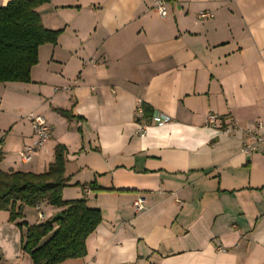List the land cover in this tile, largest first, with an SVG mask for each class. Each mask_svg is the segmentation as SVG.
I'll return each instance as SVG.
<instances>
[{
	"label": "crops",
	"instance_id": "obj_1",
	"mask_svg": "<svg viewBox=\"0 0 264 264\" xmlns=\"http://www.w3.org/2000/svg\"><path fill=\"white\" fill-rule=\"evenodd\" d=\"M159 1L37 8L47 29L62 32L40 47L31 82L0 83V168L45 172L66 146L63 198L86 199L103 219L86 255L59 264H264V155H245V134L223 131L264 124V0H167L165 17ZM141 102L172 121L141 136ZM31 113L46 117L51 137L25 163ZM60 210L25 206L24 220ZM19 221L0 211V264H33Z\"/></svg>",
	"mask_w": 264,
	"mask_h": 264
},
{
	"label": "trees",
	"instance_id": "obj_2",
	"mask_svg": "<svg viewBox=\"0 0 264 264\" xmlns=\"http://www.w3.org/2000/svg\"><path fill=\"white\" fill-rule=\"evenodd\" d=\"M50 0H11L0 6V83L31 82V70L39 61V49L46 43H57L62 30L47 29L37 10ZM150 116L153 110L143 103ZM67 118L71 110L56 109ZM67 148L58 144L55 160L45 172H6L0 168V211H10V220L22 231V250L33 264H59L67 259L80 258L87 253V238L102 222V213L92 208L86 199L65 200L63 189ZM3 154L0 153V163ZM46 202L60 208L39 224L24 220V207H39Z\"/></svg>",
	"mask_w": 264,
	"mask_h": 264
},
{
	"label": "built area",
	"instance_id": "obj_3",
	"mask_svg": "<svg viewBox=\"0 0 264 264\" xmlns=\"http://www.w3.org/2000/svg\"><path fill=\"white\" fill-rule=\"evenodd\" d=\"M158 14L162 17L167 16V0H160L157 6ZM214 14L207 11H202L199 13V18H211ZM137 119L141 126L140 135L145 136L147 127L151 124L164 125L172 121L170 116L164 114H152L147 116L143 103L137 107L136 110ZM28 121L31 123L34 133V138L31 144L25 146V148L20 152V158L23 162H30L33 154L37 152L50 138L51 136V126L49 125L46 117L40 113H31L27 116ZM221 117L218 114L211 113L208 116V124L210 126H217ZM264 124L262 121H258L254 127H244L237 122L226 123L223 131L227 133L240 132L245 134L248 138L241 147V152L247 156H251L256 153L264 155V133L261 132ZM134 207L136 211H143L146 208V200L144 197L138 198L134 202ZM42 216V214H40ZM223 250V249H222Z\"/></svg>",
	"mask_w": 264,
	"mask_h": 264
},
{
	"label": "rangeland",
	"instance_id": "obj_4",
	"mask_svg": "<svg viewBox=\"0 0 264 264\" xmlns=\"http://www.w3.org/2000/svg\"><path fill=\"white\" fill-rule=\"evenodd\" d=\"M17 113L19 114V116L26 118V115H27V114L25 113L24 110H23V111L21 110V112L18 111ZM50 137H51V136H50ZM33 138H34V135H33ZM48 140H49V139H48ZM48 140H47V141H48ZM30 144H31V143H30ZM28 145H29V144H28ZM44 145H45V144H44ZM44 145H43V146H44ZM26 146H27V145H26ZM43 146H42V147H43ZM42 147H41V148H42ZM24 148H25V147H24ZM24 148H23V149H24ZM41 148H40V149H41ZM23 149H22V150H23ZM40 149H39V150H40ZM22 150H21V151H22ZM39 150H38V151H39ZM21 151H20V152H21ZM35 153H36V152H35ZM35 153H34V154H35ZM19 154H20V153H19ZM34 154H33V155H34ZM29 213H31V212L29 211ZM31 214H32V216H33L34 219H37L38 216H39V212H38L37 210H34V212L31 213Z\"/></svg>",
	"mask_w": 264,
	"mask_h": 264
},
{
	"label": "water",
	"instance_id": "obj_5",
	"mask_svg": "<svg viewBox=\"0 0 264 264\" xmlns=\"http://www.w3.org/2000/svg\"><path fill=\"white\" fill-rule=\"evenodd\" d=\"M57 217H59L60 216V213H57V215H56Z\"/></svg>",
	"mask_w": 264,
	"mask_h": 264
}]
</instances>
